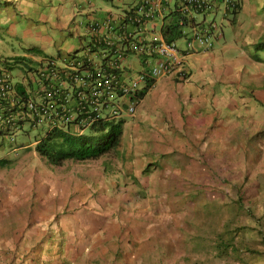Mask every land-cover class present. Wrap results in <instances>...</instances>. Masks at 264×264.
Instances as JSON below:
<instances>
[{"label": "crops", "instance_id": "0c3cea01", "mask_svg": "<svg viewBox=\"0 0 264 264\" xmlns=\"http://www.w3.org/2000/svg\"><path fill=\"white\" fill-rule=\"evenodd\" d=\"M125 1L127 2V0H111V4L113 2L116 5L112 7L96 6L93 3L94 0H0V8L2 7L8 14L6 20H3L6 32L21 41L32 43L27 50L24 49V53L27 54L30 52L29 48H33L39 56L68 59L75 53H82L90 39L93 40L108 32L113 34L114 27L118 32L117 19ZM257 11H261V7H258ZM263 11L257 13L260 19L256 20L255 24L259 26H252L256 36L249 37L251 30H248V34L243 37L248 42L245 47H239V50L243 52L241 57H235L237 54L235 52L228 59H224L215 50V44L209 51L187 55L191 69L188 77L182 78L172 74L161 76L148 88L138 103L135 115L127 117L122 126L121 138L129 142L128 162L130 163L115 164L116 175L111 177L112 187L101 183L90 186L83 193L87 196V200L95 201L98 215H90L91 212L96 211L87 210L82 205L75 209L76 203L80 202L68 200L67 194L72 190L68 187L71 180L76 178L72 175L73 168L67 167L62 170L59 181L58 174L48 180L51 186L46 192L53 197L58 196L57 199L55 197L58 209L43 210L42 216L49 219L57 214L55 226L46 227L42 232L26 231L22 235L29 238L22 236L24 244L19 246L14 244L11 238L0 235V264H32L30 257L33 253L30 251L41 250L43 257L49 259L50 257L44 253L46 241H43V238L47 240L52 236L63 239V252L68 258H72L74 263L88 253H95L94 257L97 254L101 255L100 261L106 260L104 252H100V247L104 250H112L109 244L117 239L118 243L114 250L126 241L125 247L129 245V250L131 248L133 255H136L134 264H145V259H151L153 263L156 260H163V264H166L170 253L174 252L173 248L167 246V240L176 236L179 238L178 243L181 241L187 246L185 249L181 248L184 250L181 260L187 261L186 264H206L205 261L211 253H203L200 257L196 251L199 248L196 246L208 239L213 242V248L216 250L215 235L202 229L201 234H192L193 238H185V235L190 236L189 232L179 237L180 234L171 229L176 228L179 222H172V219L177 218H172L171 215L152 213L150 219L140 221L138 225L127 231L123 229L119 234H114V230L112 232L106 230L101 234V227L106 223L111 224L110 220L118 218L116 215L113 218L109 213L116 214L120 211V216H123L126 213V207L130 209L129 204L128 206L125 204V188L131 184H135L140 189L143 188L144 191H159L165 194L164 187L156 186L165 183L171 189L167 196L169 195L174 202H179L182 199L186 200V197L191 192L197 191L199 187L205 188V186L213 185L215 181L220 182L218 175L221 169L222 148H232L228 153L234 158L232 164L245 167V154L251 153V149L247 148L250 144V136L242 127L244 117H247L244 116V110L250 104L254 119L262 120L264 109L257 111L256 102H262L264 105V90L251 89L248 94L243 93L239 88L243 79L238 76L242 75L245 81L249 76V80L264 82V72L256 67V60L264 61V58L249 50L258 43L261 45L264 43ZM129 30H133L131 25L121 28L122 32ZM4 59L8 57L1 61ZM250 66L256 67L252 69L253 73L244 75L245 70ZM234 118L238 120L233 121ZM239 119H241L240 122ZM259 139L261 142L264 140L255 136L253 147L260 145ZM240 142H246L247 144L244 145L246 147ZM154 152L171 155L172 164L166 165L163 174L155 161L144 162L143 160L139 167H136L138 163L134 161L137 156ZM174 156L175 164H173ZM82 170L89 178L93 175L102 176L103 172L101 169L92 167ZM83 181L81 178L77 180L87 188L89 185ZM52 183H55V186ZM134 200L130 197L128 203ZM120 203L122 206H117ZM63 207L66 209H62ZM105 219L106 222H104ZM72 221L75 225L71 224ZM85 231L88 232L91 240L89 245V242L84 241ZM14 234L11 233L8 236ZM101 235L104 236L101 238ZM94 238L107 240L108 246L101 244L97 248L98 242ZM32 240L37 242L34 248H32L34 243H29ZM41 241L42 244L39 246ZM86 246L90 247L88 252L85 251ZM211 252L212 255L215 253L214 250ZM123 254L126 259L127 255L124 251ZM187 256L191 258L186 259ZM94 257L85 259L84 262L94 263Z\"/></svg>", "mask_w": 264, "mask_h": 264}, {"label": "rangeland", "instance_id": "374dc122", "mask_svg": "<svg viewBox=\"0 0 264 264\" xmlns=\"http://www.w3.org/2000/svg\"><path fill=\"white\" fill-rule=\"evenodd\" d=\"M93 3L96 6L108 5L116 7L113 2L111 4V0H94ZM258 7H261V11H263L264 0H242L241 9L235 13L236 16L232 18V21H227V19L222 20L224 35L216 43L215 50L220 53V56L224 59H228L229 56L235 52H237L235 57H241L243 55L239 47H245L247 44L246 42L248 41H245L243 37L245 34H248V30H251L249 37L256 36L253 27L259 26L255 24V21L260 19L259 15H257V13L261 12L257 11ZM7 15L6 11L1 7L0 64H6L5 60L1 61V59L6 57L13 62L16 56L24 57V61H21L22 58H19L17 62H14L16 64L25 62L22 66H10L16 81L22 77V68L28 63L29 58L25 56L26 53H24V49L27 50L32 43L29 41H21L17 37H13L6 32L3 22L6 20ZM231 16L232 13H230L229 17ZM238 18L239 21H237ZM178 43L179 45L182 43L180 39ZM249 50H251L252 53L256 52L257 56L264 58V43L262 45L258 43ZM34 52V50H30L27 55L31 57L39 55L37 54L38 52H36V55ZM256 63V67L262 69V72H264V61L256 60ZM136 67H141V65L136 63ZM254 67L255 66L248 67L244 75L253 73L252 69ZM238 78L243 79L239 87L243 93L248 94V91L251 89L264 90V82L259 83L249 80V76L246 81L242 75L238 76ZM245 108L244 116L247 117H244L242 127L247 130L248 136H250V144L247 148L251 149V153L245 154V167L232 164L234 158L228 154L232 148H222L221 169L218 175V177H220V182L215 181L213 185L205 186V188L199 187L197 191L191 192V194L186 197V200L182 199L179 202H174L169 195L167 196V194H170L171 189L170 186H167L165 183L156 185L164 187L165 194L159 191H144L143 188L140 189V187L135 184H131L125 188V204L126 206L129 204L130 209L126 207V213L125 215L123 214V216H120V211L116 214L112 212L109 213L113 218L115 215L118 218L110 220L112 222L111 224L106 223L103 225L101 227V234L106 230H109V232L114 230V234H119L123 229L127 231L136 224L138 225L140 221L143 222L145 219H150L152 213L166 216L171 215L172 218H177L176 220L172 219V222H179L176 228H171L180 234L179 237L189 232L190 236L185 235V238L190 239L192 234H201L202 229H204L206 232L213 233L216 240V236L220 232L223 238L222 242H224V247L221 251L218 249V245L215 250L213 248V242L208 239H206L203 244L196 246L199 248L196 251L200 257L203 253H211V255L207 257V261H205L206 264H264V238L261 237L262 234H264V140L261 142L259 139L260 145L258 147H253L255 136L257 138H264V114L262 115V120L258 121L254 119V113L252 112L250 104ZM263 109V103L257 101L256 110L260 111ZM225 110L228 111V109ZM250 116L254 121L252 118H249ZM241 119H239V122ZM237 120V118H234L233 121ZM34 134H36V131L32 129L30 131V137L21 134L20 131H16L13 134L14 140H10L9 137H0V155L4 154L9 158L5 164L0 165V235H5L9 239L11 238L12 242L17 246L22 243L24 244V240H22L23 237L29 238V236L22 235L26 231L42 232L48 227L46 225L48 223L49 227L53 228V226H55L52 220L53 216L52 218L46 219L42 216V211L58 209V204L55 201V197L57 199L58 196L53 197L47 194L46 191L48 190L49 184L43 182H46V179L52 178L53 175L55 176L58 174V171L54 172L50 168H57L59 165L51 166L47 164L45 157H41L33 151V146L26 148L22 147L15 150L12 149L14 146H17L21 140L25 139V142L32 140ZM252 135L255 136L252 137ZM128 143L129 142L123 140L121 152L111 150L107 156H105V160L111 161L112 165L117 163L121 164L123 162L129 164L130 149L128 148ZM240 143L243 146L247 144L246 142ZM232 152L233 156H235L234 151ZM170 157L171 155L166 156L160 152H154L153 154L137 156L134 162L138 163L136 167H139V164H141L143 160L144 162H149L150 160L155 161V163L158 164L160 172L163 174L166 165L172 164ZM175 159L176 157L174 156L173 164L176 163ZM89 161L91 160H78L76 162H87L92 167H100L99 164L93 163L98 162L102 164L103 159L101 162ZM109 173L110 172L107 171L105 176H103L102 184L105 183L108 187H112L111 182L113 179L109 176ZM53 184L55 186V183H52V185ZM68 188L72 189L67 194L68 200L70 202L79 201L82 203L80 204L77 202L74 207L75 209L82 205V207L87 210L96 211L95 201L93 199L87 200V196L83 194L86 188L82 183H78L73 187L69 186ZM182 192H184V190H182ZM196 192H198V194H196ZM130 197L135 200L128 203ZM205 198L209 200L216 199L213 203L206 202L200 204ZM99 204L101 203L99 202ZM108 205H110V203H108ZM117 206H122V204H117ZM62 209L65 210L66 208L63 207ZM103 212L104 211H102V213ZM95 214L98 215V212L90 213V215L93 216ZM179 214L185 217H181ZM195 218H197V220H195L196 222L192 223ZM75 221L78 222L77 219H75ZM104 222H106V219ZM71 224L75 225L74 221H72ZM180 224L181 226H179ZM74 228L76 229V226H74ZM225 229H230V233H225ZM222 231L224 235L221 233ZM11 233L15 234L8 236V234ZM84 236V241L89 242V245L91 240L87 231H85ZM102 236L104 235H101V238ZM32 238L34 239V236H32ZM105 239L101 240L100 238H94V240L98 242L97 248H99L101 244L108 246V241ZM178 239V237L174 236L167 240V246L173 248L174 252L170 253L166 264H186L187 262L181 260V254L184 252L181 248L185 249L187 246L184 242L181 243V241H179L178 243ZM222 242L221 244H223ZM29 243H34L32 245V248H34L37 242L32 240ZM117 243L118 240L116 239L109 244L112 250H104L103 247H100V252H104L105 258L113 255V250L116 248ZM125 243L127 242L125 241ZM125 243L119 245L127 255V261H125L124 264H128L129 262L130 264H134L133 260L136 258V255H133L131 248L129 250V245L125 247ZM234 246L238 247L237 253ZM89 248V246H86L85 251L88 252ZM213 250L215 253L212 255L211 251ZM186 253H184V255H187ZM94 254L95 253H88V255L83 256L84 258H80V261L72 264H94L84 262L85 259L93 258ZM189 258H191V256L186 257V259ZM111 260L112 259L107 261L108 264H110ZM145 260V264H163V260H156L154 263L151 259ZM115 264L120 263L115 262Z\"/></svg>", "mask_w": 264, "mask_h": 264}, {"label": "built area", "instance_id": "2783aa9c", "mask_svg": "<svg viewBox=\"0 0 264 264\" xmlns=\"http://www.w3.org/2000/svg\"><path fill=\"white\" fill-rule=\"evenodd\" d=\"M237 4V0H127L117 19L118 32L111 24L113 34L96 37L82 53L68 59L32 57L34 66L16 81L9 64H0V134L12 135L25 125L41 127L43 133L57 129L80 133L94 122L132 114L134 101L125 107L122 99L135 95L139 81L183 66L187 52L157 32L164 18L174 16L186 50H205L220 36L226 9L233 11ZM126 25L133 30L122 32ZM129 51L141 57L143 67L125 81L117 68Z\"/></svg>", "mask_w": 264, "mask_h": 264}, {"label": "trees", "instance_id": "16d2710c", "mask_svg": "<svg viewBox=\"0 0 264 264\" xmlns=\"http://www.w3.org/2000/svg\"><path fill=\"white\" fill-rule=\"evenodd\" d=\"M228 12L229 10L226 9ZM237 12V11H236ZM163 35L167 40H171L179 35V32L176 31L173 23H169L167 26L163 29ZM94 40V39H93ZM92 39L89 40V42L93 41ZM29 50H34L33 48H30ZM37 52L36 50H34ZM22 58L21 61H24L23 56H16L14 58V62ZM6 63L9 64V66H13L14 62L11 60H5ZM33 61V60H32ZM32 61L26 65L28 68H31V66H34V63L32 64ZM25 63V62H23ZM25 65V66H26ZM24 69V68H23ZM28 96V93L26 94ZM2 135V134H0ZM121 135H122V122L121 121H98L95 122L91 128L89 129L88 133L80 134V135H70L64 132H57L52 131L48 133L45 137L39 140V142L35 146V150L42 156H44L49 162L51 163H59L62 160L66 158H73L78 160H83L87 158H96L101 156L104 153L110 152L111 150H114L117 148V146L120 144L121 141ZM4 161L2 158L0 159V162ZM209 200L208 198H205L200 204L203 203H213L214 200ZM57 216L53 217V221L55 220ZM197 218L193 219L192 223H195ZM49 224V223H48ZM46 224L48 227L49 225ZM47 227V228H48ZM51 228V227H49ZM225 233H230V229H225ZM224 232L221 233L224 235ZM264 238V234L262 236ZM46 241V248L44 249L45 255H48L50 258L47 259L43 257V253L38 251H30L32 254V257H30V261L32 264H72L74 261L72 258H68L64 254V247H63V239L61 237L56 238V236H52L51 238L44 240ZM223 238L220 234V232L216 236V242L218 245V249L220 251L224 247ZM221 242L223 244H221ZM42 241L39 243V246H41ZM226 244V243H225ZM236 253L238 252V247L234 246ZM256 251V250H253ZM114 254L107 257L106 260H101V255L97 254L94 257V264H108L107 261L110 259V264H115V262H119L120 264H123L125 261H127L124 258L122 247H117L116 250L113 251ZM260 252V251H259ZM105 257V256H104ZM47 259V260H46ZM71 261V262H70Z\"/></svg>", "mask_w": 264, "mask_h": 264}, {"label": "clouds", "instance_id": "9594fccd", "mask_svg": "<svg viewBox=\"0 0 264 264\" xmlns=\"http://www.w3.org/2000/svg\"><path fill=\"white\" fill-rule=\"evenodd\" d=\"M238 4H237V8L233 11L229 10L228 12L226 11V14H225V17L222 18L223 19H227V21H232V18H234L236 15V11L238 12L240 9H241V5H242V0H237ZM230 13H232V16L229 17ZM222 20H221V34L220 36H218L214 41H213V44L212 46L209 48V49H205V50H197V51H188L186 50L185 47V43L184 41L181 39L180 37V28L177 24H175V19H174V16L169 14L166 16V18H164V22H162V27H161V32H159L157 30L158 33L161 34V37L162 39H164L166 42H174L178 47L179 49H182L184 51H186V57H185V60L183 62V66H180L178 69L168 73V74H164V75H155V76H150V77H146L144 78V80H141L139 81V84H138V89L136 90V93L134 96H131L130 98H126L124 97L122 99L125 107L127 106L128 104V101L130 100H133L134 101V105H135V108H134V112L132 114H128L127 112H123V115L120 116L119 118H116V119H107V120H100V121H121L122 122V126H123V123L125 121V119L127 117H133L136 113V109H137V106H138V103L141 99V97L145 94V92L148 90V88H150L152 86V84L154 83V81L158 78V77H161V76H167L169 74H172V75H178L182 78H186L189 76V73L191 72V69L189 67V62H188V57L187 55H189L190 53H196V52H203V51H209L211 50L214 45L216 44L217 41H219V39H221V37L224 35V31H223V23H222ZM169 23H173L176 31L179 32V35L171 40H167L164 35H163V29L165 26H167ZM160 24V25H161ZM181 40V44L179 45L178 43V40ZM89 44V42H88ZM87 44V45H88ZM86 47V46H85ZM36 55V53H34ZM76 54V53H75ZM28 59V62L32 61V57L31 56H28L27 54L25 55ZM36 56H39V55H36ZM142 56V55H141ZM124 59V60H123ZM123 62L122 64L120 65V68H117L119 71L118 73L124 78V80L128 81V80H131L132 78H135L136 77V71L140 69V67H136V63H139L142 67V62H141V57L139 55H137L134 51H129L126 53L125 57H123ZM4 60H10L9 58L8 59H4ZM2 60V61H4ZM29 62V63H30ZM22 64H16L14 63L13 66H22L23 65V62H21ZM28 63V64H29ZM33 63V62H32ZM10 67V66H9ZM12 67V66H11ZM10 67V68H11ZM26 68H28V66H24V69L22 68V73H21V76H23V73L24 71L26 70ZM98 122V121H97ZM96 122V123H97ZM95 123V122H94ZM92 123L89 127L87 128H84L80 133H69V132H65V131H62V130H59L57 129L56 131L57 132H64V133H67V134H70V135H80V134H84V133H88L89 129L91 128V126L94 124ZM35 130L36 131V134H34L33 136V139L32 140H29L28 142H25V139L24 140H21V142L17 145V146H14L12 149L15 150V149H19V148H26V147H31L33 146L34 147V150L39 156L41 157H44L42 155H40L36 150H35V146L36 144L39 142L40 139H42L43 137H45L48 133L52 132V131H55V130H49V131H46L45 133H43V129H41V127H33L31 125H25L24 128L22 130L20 129H17V130H14L12 135L10 134H7V135H0V137H9L10 140H14V137H13V134L16 132V131H20L21 134L23 135H26L28 137H30V131L31 130ZM122 131H123V128H122ZM122 136V135H121ZM125 140V139H124ZM122 138H121V141H120V144L117 146L116 149L112 150V151H120L121 152V146H122ZM120 147V148H119ZM109 152L107 153H104L102 154L101 156L99 157H96V158H87V159H83V160H91V161H102V164L101 163H93V164H99L100 167H92L90 164H88L87 162H84V163H77L76 161H78V159H73V158H66L64 160H62L61 162L59 163H51L49 162L47 159V164L51 165V166H54V165H59L57 168H50L52 169L54 172L58 171V181L60 180V176H62V170L65 169V168H73V171H72V175L75 176L76 180L73 179L71 180V184L70 186L73 187L74 185H77L78 183L80 182H77L78 178H81L82 180L86 181L87 184L89 185L86 189L90 188V186L92 185H97V184H101L103 182V176H105V173L107 171H109V176L112 177V175H116V170H115V165L111 164V161H108V160H105V156H107ZM3 159L4 161L0 162V165L1 164H5L7 159H9L6 155L2 154L0 155V159ZM89 161V162H91ZM90 168L92 167L93 169H101L103 172H102V176H98V177H95L94 175L92 176V178H89L84 172L82 169L84 168ZM68 171V170H67ZM113 171V172H112ZM51 179V178H50ZM50 179H46V183L49 184L48 188L51 186L50 182H48V180ZM83 181V183H84ZM42 182V181H41ZM85 189V190H86ZM82 204V203H81ZM55 216H58L57 214ZM55 221V220H54ZM55 223V222H54Z\"/></svg>", "mask_w": 264, "mask_h": 264}]
</instances>
